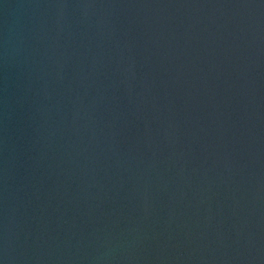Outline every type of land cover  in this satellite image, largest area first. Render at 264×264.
Listing matches in <instances>:
<instances>
[{"label": "water", "instance_id": "water-1", "mask_svg": "<svg viewBox=\"0 0 264 264\" xmlns=\"http://www.w3.org/2000/svg\"><path fill=\"white\" fill-rule=\"evenodd\" d=\"M0 264H264V0H0Z\"/></svg>", "mask_w": 264, "mask_h": 264}]
</instances>
